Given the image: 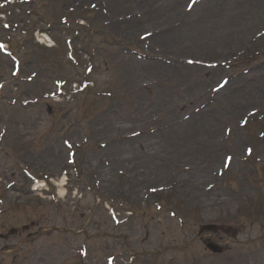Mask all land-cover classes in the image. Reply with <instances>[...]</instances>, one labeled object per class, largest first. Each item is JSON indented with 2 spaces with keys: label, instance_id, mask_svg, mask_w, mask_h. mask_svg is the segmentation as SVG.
Listing matches in <instances>:
<instances>
[{
  "label": "rangeland",
  "instance_id": "374dc122",
  "mask_svg": "<svg viewBox=\"0 0 264 264\" xmlns=\"http://www.w3.org/2000/svg\"><path fill=\"white\" fill-rule=\"evenodd\" d=\"M92 1L36 0V4L41 2L39 11L30 18L22 16L20 22L31 28H47L49 21L59 26L69 8L81 7L78 11H82ZM186 2L96 0L99 10L88 14L97 25V36L84 42V47L89 43L91 48L98 46L96 65L100 68L93 75L91 92L60 103L40 102L24 113L5 104L18 94H10L9 88L3 91L0 129L7 125L8 133L4 151L0 145V199L7 200L9 209L0 215V233L9 238L0 240V264H105L113 256L111 252L126 251V257H115L116 264H130L128 258L132 257H137L133 264H264V229L259 227L264 225V162L248 164L242 153L251 143L258 157L264 158V140L256 139L259 131L264 132V120L255 121L245 131L235 128L247 112L261 113L264 107V36L257 45L253 40L264 30V0H205L195 8L189 24L167 31ZM222 3H226L223 8L210 13ZM155 7L160 10L154 12ZM18 10L21 8H13L15 17ZM151 10L154 19L146 16ZM131 13L142 14L136 25L119 21ZM75 16L69 15L70 24ZM159 28L167 32L158 31L150 45L162 50L163 59L179 61V65L114 56V46H108L113 36L124 47L136 43L138 35ZM47 31L57 48L48 52L32 47L35 55L24 61L29 62L30 71L40 69V86H20V92L49 90L53 78L78 82L83 68L76 69L65 59L66 36L56 27ZM4 35L0 28V37ZM126 37L134 40L128 43ZM250 44L253 47L246 49ZM83 50L80 56H84ZM241 51L244 57L236 61ZM186 59L229 62L208 70L187 65ZM10 65L0 67V81L7 78L3 67L6 72ZM247 69L252 70L247 73ZM225 76L232 81L211 95V88ZM94 91L113 96L97 100ZM225 125L233 126V137L219 145L218 138H227ZM83 136H88V143L80 151L83 164L76 167L80 175L72 173L69 178V186L76 187L81 200L68 195L67 201L50 204L47 198H38L22 175L23 166H30L39 177L60 170L66 158L63 140L80 143ZM228 153L233 155L231 171L218 179V188L204 193ZM202 171H208L209 178L187 188L188 177L204 174ZM10 182L17 183L6 189ZM96 185L100 198L129 202L125 207L134 211L132 220L113 226L104 209L96 205ZM150 187H165L163 198L148 196L145 202ZM156 201L162 205L160 212L155 210ZM171 212L179 226L169 217ZM207 224L219 230L199 234L200 227ZM13 229L17 233L10 235ZM207 239L228 251L212 255L204 245ZM84 245L87 259L81 258Z\"/></svg>",
  "mask_w": 264,
  "mask_h": 264
},
{
  "label": "bare ground",
  "instance_id": "6f19581e",
  "mask_svg": "<svg viewBox=\"0 0 264 264\" xmlns=\"http://www.w3.org/2000/svg\"><path fill=\"white\" fill-rule=\"evenodd\" d=\"M226 3H222L220 4L219 6H213L211 9H210V13L211 11L213 10H216V9H220V8H223L225 6ZM169 15L171 14V8L170 10L167 12ZM173 13V12H172ZM158 17H161V16H158ZM204 174H200L201 172L197 173L196 175L195 174H191L188 178L191 179L190 183L188 184L189 180L186 181V185H187V188H190V186L192 187H195L197 185H199V182L201 181V178L202 180H206L207 177L209 178V173L208 171H202ZM212 191V190H211ZM59 196H63V191L60 190L59 191Z\"/></svg>",
  "mask_w": 264,
  "mask_h": 264
}]
</instances>
